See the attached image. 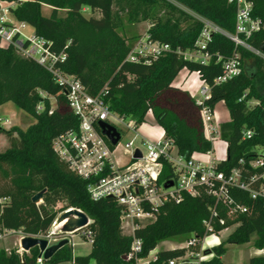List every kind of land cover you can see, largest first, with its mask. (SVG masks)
I'll use <instances>...</instances> for the list:
<instances>
[{
    "label": "trees",
    "instance_id": "1",
    "mask_svg": "<svg viewBox=\"0 0 264 264\" xmlns=\"http://www.w3.org/2000/svg\"><path fill=\"white\" fill-rule=\"evenodd\" d=\"M252 2V15L262 20V27L250 37H241L255 49L264 42V0ZM13 4L12 17L30 26L49 42L50 49L62 57L55 69L81 82L88 94L103 89L110 110L132 119L138 128L150 112L165 136L172 140L185 158L207 153L212 142L204 133L201 105L186 89L176 85L182 70L196 72L210 87L205 104L215 108L223 102L229 119L218 125L219 138L226 142V156L217 169L227 177L234 168L241 179L248 180L264 167L250 163L264 157V54L237 45L229 35L236 32V4L230 0H0ZM51 11L43 12V6ZM87 7L99 15L85 16ZM115 7L117 9H115ZM162 11V12H161ZM126 13L129 21L148 20L149 39L169 44L171 51L156 58L137 61L127 57L138 36L126 38L119 33ZM201 18L218 26L224 33L212 31L207 51L211 61L203 64L187 60L180 51L195 47L204 28ZM183 22L186 25H183ZM221 61H216L217 56ZM239 55L241 72L225 82L215 79L223 74L222 62ZM67 89L54 75L32 58L21 56L12 45H0V106L13 102L33 119L26 129L0 127L8 146L0 151V231L20 230L26 235H46L59 212L70 207L83 211L90 223L82 228L92 235V248L86 255H74L68 243L43 264H132L127 260L133 237L123 232L120 215L123 206L112 197L94 200L88 191L89 180L71 170L53 149V139L76 129L79 119L70 109ZM43 94V95H42ZM54 99V104L50 98ZM38 106L41 109H38ZM251 131L250 137L245 132ZM112 147V145H111ZM174 178L172 165L162 160L159 183ZM263 186L264 178L252 184ZM44 191L40 202L32 197ZM234 203L245 208L235 210L208 194L204 186L196 195L184 193L178 202H167L154 211V218L141 224L135 236L142 240L139 258H147L157 245L175 236L189 234L197 242L189 247L159 250L147 264H192L201 252L202 239L210 232L205 221L211 220L213 232L236 225L226 240L211 249L209 264H222L225 244H245L255 237L257 249L264 248V198L253 199L237 186H228ZM58 203L65 205L55 210ZM212 209L216 213L213 215ZM37 246L28 252L0 249V264H38ZM125 256V258H124ZM242 264H264V255L250 257Z\"/></svg>",
    "mask_w": 264,
    "mask_h": 264
},
{
    "label": "built area",
    "instance_id": "2",
    "mask_svg": "<svg viewBox=\"0 0 264 264\" xmlns=\"http://www.w3.org/2000/svg\"><path fill=\"white\" fill-rule=\"evenodd\" d=\"M230 1L236 4V32L229 35L230 38L237 45L263 54L241 39L242 36L250 37L259 31L263 25L259 17L252 15V2L249 0ZM5 3L0 2V45H12L21 56L36 60L54 75L59 84L66 87L69 107L78 116L79 124L76 129L66 131L55 137L52 143L53 149L71 170L90 181L88 191L92 199L112 197L123 206L120 223L123 232L133 237L130 252L126 255L127 260H135V263L132 264L148 263L145 259L138 257L142 248V240L135 236L136 229L144 222L153 219L154 211L160 206L167 202H180L184 193L194 196L198 193V187L204 186L208 194L216 197L217 201L222 200L230 206L233 205L232 208L239 211H244L245 208L235 204L233 199L229 197V185H235L247 191L253 199L264 198V187L252 185L258 179L264 178V172L254 173L245 181L241 179L239 169L234 168L226 177L222 171L217 169L218 161L213 157L212 150L202 153L205 158L197 157L195 154L185 158L178 153L176 146L171 139L165 136V133L153 138L140 134L137 131L138 128L135 127L134 120L116 115L110 110L104 99V89L99 94L92 96L87 93L80 81L55 69V64L62 55L53 52L49 47V42L43 37L35 33L26 34L24 29L27 24L11 18L9 7L13 4ZM201 20L204 23V28L195 43V47L185 51L179 50V53L184 59L206 64L212 58V54L207 51L212 31L221 33L224 31L207 19L201 18ZM169 51H171L169 44L150 40L149 35H146L135 43L127 58L131 61H137L148 56L156 58ZM221 60V56L218 55L216 61ZM222 66L223 74L215 79L216 83L225 82L241 72L239 55L224 60ZM210 92V87L202 81L194 97L197 103L201 105L205 136L213 144L219 137V131L214 109L205 104ZM38 109L41 107L38 106ZM100 121L116 127L120 131L121 137L123 130L119 127L136 132V136L123 145L122 153L119 156L116 154V150L121 139L117 145L113 146L102 134L99 127ZM250 134L251 131L249 130L245 132L247 137H250ZM136 150L141 152L140 158H134ZM162 160L168 161L174 170V178L170 180L173 184L169 187H165L169 181L164 184H160L158 181L162 169ZM250 165L255 168L264 167V157L252 161ZM212 213L213 215L216 213L215 209H212ZM55 220L46 235L28 236L46 238L49 244L57 243L62 238L67 237L69 244H73L74 234L63 233L61 224L58 225ZM204 223L210 233L202 239V248L206 246L205 243L213 242L210 241L213 237H217L212 231L211 220ZM12 233H19L21 239L27 236L20 230L6 232V234ZM3 236V232L0 231V238ZM83 236L92 243V235L89 230H84ZM196 242L195 237L188 238L187 247ZM23 251L22 248L19 250L21 253ZM197 256L199 258L200 253ZM43 259V254L40 252L37 263L43 264ZM181 259L172 260L170 264H179L177 261ZM192 264L196 263L192 262Z\"/></svg>",
    "mask_w": 264,
    "mask_h": 264
},
{
    "label": "rangeland",
    "instance_id": "3",
    "mask_svg": "<svg viewBox=\"0 0 264 264\" xmlns=\"http://www.w3.org/2000/svg\"><path fill=\"white\" fill-rule=\"evenodd\" d=\"M115 9H117L115 7ZM51 11V8L48 6H43V12L48 15ZM162 12V11H161ZM83 13L85 16L89 17L91 15L98 16L99 14L97 12H92L89 8L85 7L83 9ZM122 23L119 27V33L126 37L130 38L132 36H138L137 42L140 39H143L146 35H148L147 31L149 27L151 26L150 21L148 20H140V21H129L128 16L126 13L121 14ZM183 25L185 26L186 23L183 22ZM32 28L30 26L26 27L24 29V32L26 34L31 33ZM183 73V70L179 73L180 75ZM50 102L54 104V99L51 97ZM216 111L220 114L222 118H228V112L226 109L222 106L221 102L217 103L216 105ZM33 123V119L27 115L22 109H19L13 102H7L2 105L0 108V127L8 130L11 129L14 126H18L21 129H26L30 124ZM158 127L156 124L152 114L149 112L146 116V122L141 124L137 131L142 134H146L150 137L154 136L155 128ZM119 129L123 130V134L120 140V145L117 147L116 154L119 156L122 153L123 145L130 139H133L136 136V132L133 130H126L124 127H119ZM214 146L222 150L224 146H222L219 143V140H215ZM8 138L4 133L0 134V151L4 150L8 146ZM214 152V151H213ZM262 155H264V151L260 149L259 151ZM217 151H215L213 154L217 156ZM222 154V153H221ZM220 154V155H221ZM219 156V153H218ZM65 203H58L55 206V210L61 209ZM64 211V210H63ZM62 212V211H61ZM59 212V214L61 213ZM58 214V215H59ZM57 215V216H58ZM235 229L234 226L228 227L226 231L220 233L221 237L227 236L229 233H231ZM84 229H81L77 231L74 235V242L75 243H86L85 246H75L76 252L84 251L87 249L90 241L86 240L85 236H83ZM16 233L12 235H8L6 237L0 238V248H3L7 245V243L12 242L13 240L17 239ZM190 238L189 234H183L179 236L172 237L170 239L164 240L160 242L157 247L152 250L148 257L145 258V260L152 259L154 255H156V251L158 252L161 249L169 248L170 246L174 247H187V240ZM254 240L255 237L250 242H247L245 244L237 245V244H230L227 253L222 257V264H231L230 262H233L235 264H242L246 262L251 256L256 254V249L254 248ZM214 243V242H212ZM205 247L202 248L200 252V256L198 259H193L192 262L196 264H208L203 263L207 262L208 260L212 259L213 253H211V249L213 246H209L207 243H205ZM221 259V258H220Z\"/></svg>",
    "mask_w": 264,
    "mask_h": 264
},
{
    "label": "water",
    "instance_id": "4",
    "mask_svg": "<svg viewBox=\"0 0 264 264\" xmlns=\"http://www.w3.org/2000/svg\"><path fill=\"white\" fill-rule=\"evenodd\" d=\"M259 52L264 54V42L259 46ZM99 127L101 129V132L104 136L107 137L109 142L114 146L117 145L119 140L121 139V133L120 131L104 122H99ZM141 152L139 150H136L134 154V158H140ZM172 182L169 181V183L165 184V187L172 186ZM44 191H40L36 193L32 197V201L35 203H38L43 198ZM56 223L59 225L61 224V231L63 233H69L74 234L78 230L86 227L89 224V217L87 214H85L83 211H81L78 208L70 207L64 211H62L57 217H56ZM69 243V239L67 237L62 238L57 243L49 244V241L46 238L42 237H34V236H24L20 241V247L24 251H29L31 248L37 246L40 250V252L43 254V258L45 260L50 259L61 247ZM125 258V256H124Z\"/></svg>",
    "mask_w": 264,
    "mask_h": 264
},
{
    "label": "crops",
    "instance_id": "5",
    "mask_svg": "<svg viewBox=\"0 0 264 264\" xmlns=\"http://www.w3.org/2000/svg\"><path fill=\"white\" fill-rule=\"evenodd\" d=\"M3 4H6L5 2H3ZM10 17L11 18H13L12 17V15L10 14ZM26 27H28V25L26 26ZM32 33H34V31H33V29L31 30V33L30 34H32ZM202 84V81L200 80V78H199V76H198V74L196 73V72H192V73H190V72H188L187 70H183V73L180 75L179 74V76L177 77V80H176V85L177 86H179V87H181V88H183V89H186V90H188L193 96H195V94H196V91L199 89V87H200V85ZM221 104H222V106L226 109V111L228 112V110H227V108H226V106H225V104L223 103V102H221ZM2 107V105L0 106V108ZM214 111H215V119H216V122L218 123V125L221 123V122H224V121H227L228 119H229V113H228V118H222L221 116H220V114L216 111V106H215V108H214ZM153 128H155V132H154V136L153 137H156V136H160L161 134H163L164 133V131H163V129L160 127V126H158V127H153ZM140 134H142V133H140ZM142 135H144V136H147V137H150V136H152V135H150V136H148V135H146V134H142ZM153 137H150V138H153ZM218 140H219V143H217V146H218V144H221L222 146H224V148H222V150H220L219 148H217L216 146H214V143L212 144V146H213V149H212V152L214 151H217L218 153H219V156H218V153H217V156H215L214 154H213V157H215V159H217V161H220V160H222V159H224L225 158V156H226V147H227V145H226V142H224L223 140H221L219 137L217 138ZM213 152V153H214ZM222 153V154H221ZM221 154V155H220ZM195 155L197 156V157H204V154H202V153H195ZM205 158V157H204ZM234 227H236V225H234ZM227 230V228L226 229H224V230H222V231H220L219 232V234L217 235V238H216V240L214 241V243H207L209 246H217V245H219L222 241H224V240H226V238L229 236V234L227 235V236H225V237H221V234L220 233H222V232H224V231H226ZM7 231H9V230H5V231H3V238L4 237H6V236H8V235H12V234H14V233H12V234H6V232ZM76 233V232H75ZM75 233H74V235H75ZM16 235H19V236H17V239H15V240H13L12 242H9V243H7V245L6 246H4L5 244H3V248H0V249H6V250H11V249H21L20 248V239H21V236H20V234L19 233H16ZM74 235H73V238H74ZM87 240V239H86ZM86 245V243H75L74 242V240H73V244H71V246H72V248H73V254L74 255H86V254H88L90 251H91V248H92V243L90 242L89 243V245H88V247H87V249L86 250H84V251H79V252H76V250H75V246H85ZM229 246H230V244H225V247H226V252H225V254L227 253V251H228V248H229ZM1 247V246H0ZM171 248H176V247H174V246H170L169 248H165V249H171ZM254 248L256 249V254L255 255H264V248H262V249H257L256 247H255V245H254ZM156 253H157V251H156ZM225 254H223L220 258H221V260H222V257L225 255ZM255 255H253V256H255ZM155 257V255L153 256V258ZM252 257V256H251ZM152 258V259H153ZM150 260V259H149ZM149 260H145V261H149ZM211 260V259H210ZM210 260H208L207 262H203V263H208ZM231 264H235V263H233V262H230ZM59 264H74L73 262H71V261H66V262H62V263H59ZM90 264H96V262H95V260H91L90 261ZM209 264V263H208Z\"/></svg>",
    "mask_w": 264,
    "mask_h": 264
},
{
    "label": "bare ground",
    "instance_id": "6",
    "mask_svg": "<svg viewBox=\"0 0 264 264\" xmlns=\"http://www.w3.org/2000/svg\"><path fill=\"white\" fill-rule=\"evenodd\" d=\"M216 238L217 237H213L210 241H213L214 242L216 240ZM210 243H212V242H210Z\"/></svg>",
    "mask_w": 264,
    "mask_h": 264
}]
</instances>
